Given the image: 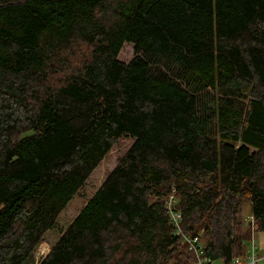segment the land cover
<instances>
[{"label":"trees","instance_id":"16d2710c","mask_svg":"<svg viewBox=\"0 0 264 264\" xmlns=\"http://www.w3.org/2000/svg\"><path fill=\"white\" fill-rule=\"evenodd\" d=\"M173 190L205 257H248L245 202L264 231V0H0V264H192Z\"/></svg>","mask_w":264,"mask_h":264},{"label":"rangeland","instance_id":"374dc122","mask_svg":"<svg viewBox=\"0 0 264 264\" xmlns=\"http://www.w3.org/2000/svg\"><path fill=\"white\" fill-rule=\"evenodd\" d=\"M135 52L134 48L130 44H126L123 47V50L120 54L119 59L124 62H128L132 60L134 57ZM134 141L129 136H124L118 140V143L115 144L111 152L108 153L107 157L104 159V161L97 166V169L93 172V174L90 176L89 179H87L86 185L83 187V189L77 193L75 198L69 203V206L66 207V210L63 211L59 217L58 221V228L57 230H52L49 233H46L45 236V243H43L40 248L43 253L47 252V250L50 251L51 246H53L58 239L61 236V231L68 228V226L74 221V219L78 216V214L81 212V210L84 208V205L87 204V202L96 194L95 192L98 191V189L102 186L104 183V179L107 178V175L112 172L116 165L118 164L119 160L123 158L130 150L132 145L134 144ZM252 205L249 201L244 203V208L242 214L244 215V218L247 220V218L251 215ZM254 232L253 229H251V236ZM256 243L258 245V250L256 251L257 255H261V251L264 250V231L256 230ZM39 248V247H38ZM252 251V244L251 241L248 244V253ZM40 253V251H38ZM43 258V257H41ZM40 258V259H41ZM213 264H223L221 260H215ZM259 264H264V261L260 262Z\"/></svg>","mask_w":264,"mask_h":264},{"label":"built area","instance_id":"2783aa9c","mask_svg":"<svg viewBox=\"0 0 264 264\" xmlns=\"http://www.w3.org/2000/svg\"><path fill=\"white\" fill-rule=\"evenodd\" d=\"M175 193L176 191L173 190L171 196L169 197L168 201L166 202L167 204V212H168V217H170L171 219V223L175 229V234L182 238L183 242H185L188 250L190 252H192V255H194V260L192 262V264H213V261L208 258L205 257L202 253L204 250V245L202 243V241H200V238L197 236H192L189 233L185 232L183 228V217L181 216L182 214L177 211L175 209V202H176V198H175ZM247 222L250 224L249 226H251V229L254 230V232L252 233L251 236V244H252V251L248 254L247 258H242V257H237L234 260L233 264H259L260 262L264 261V254L263 255H257L256 251L258 250V245L256 243V230H257V224H256V220L255 218L250 215L247 218ZM42 247V246H41ZM42 248L39 247L38 251H40V253L37 251V261L41 258V257H45V255L48 253L49 250H47V252L43 253L41 251Z\"/></svg>","mask_w":264,"mask_h":264},{"label":"crops","instance_id":"0c3cea01","mask_svg":"<svg viewBox=\"0 0 264 264\" xmlns=\"http://www.w3.org/2000/svg\"><path fill=\"white\" fill-rule=\"evenodd\" d=\"M263 254H264V250L261 251V255H263ZM261 255H260V256H261Z\"/></svg>","mask_w":264,"mask_h":264}]
</instances>
